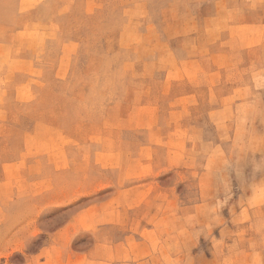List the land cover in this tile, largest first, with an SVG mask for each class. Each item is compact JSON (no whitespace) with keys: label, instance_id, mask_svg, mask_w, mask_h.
Instances as JSON below:
<instances>
[{"label":"crops","instance_id":"0c3cea01","mask_svg":"<svg viewBox=\"0 0 264 264\" xmlns=\"http://www.w3.org/2000/svg\"><path fill=\"white\" fill-rule=\"evenodd\" d=\"M137 4L148 17L127 27L129 54L120 36L98 41L66 100L35 85L31 55L9 61L2 264H217L219 189L245 190L230 220L264 219V0ZM74 60L51 78L73 76ZM123 78L129 99L114 96Z\"/></svg>","mask_w":264,"mask_h":264},{"label":"rangeland","instance_id":"374dc122","mask_svg":"<svg viewBox=\"0 0 264 264\" xmlns=\"http://www.w3.org/2000/svg\"><path fill=\"white\" fill-rule=\"evenodd\" d=\"M137 1L139 0H0V88L10 87L7 83L19 80L17 75L9 78L4 75L11 58L14 56L19 59L17 57L25 58L31 55L32 61H35L32 73L38 75L33 80L35 85L48 98L51 83L53 85L56 82V85L62 88V98L66 100L67 87L81 86L85 81L83 69H92V65L97 64L90 63L88 69L86 63L76 59L97 53L98 41L120 36L125 39L126 45L130 43L127 46L129 54L132 43L138 41L139 32L127 27L131 22L137 24L141 20L145 21L143 17H148L147 14L141 13ZM69 55L75 58L73 76H59L57 80L51 78L49 71H60L61 68L66 69L71 65V62H67ZM109 64L107 63V66ZM128 65V61H124L123 57V69H128L129 67H125ZM57 70L55 72H58ZM88 80L92 82L96 78ZM124 81L123 78L122 93L114 96L129 99L133 96L128 92L131 86L129 81ZM106 97L112 98L113 95L107 92ZM90 128L92 126L87 129ZM171 147L183 152L186 150L184 143L178 146L171 143ZM182 164L187 163L185 161ZM2 184L0 180V185ZM217 196L218 214L223 219V224L227 225L225 235L215 240L218 250L217 264H264V253L249 251L250 246L257 245H260L261 250L264 249V238L259 237L264 232V219L256 223L245 222L243 216L236 221L230 220V216L245 206V190L219 189ZM9 208L11 207L0 206V214ZM50 213L51 211L47 214ZM262 213L264 214V210ZM247 224H252L253 227H248ZM251 232L256 236L250 238ZM3 259L0 252V264Z\"/></svg>","mask_w":264,"mask_h":264}]
</instances>
